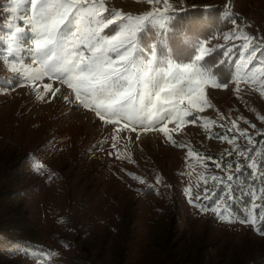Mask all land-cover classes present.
Returning <instances> with one entry per match:
<instances>
[{
	"label": "rangeland",
	"instance_id": "1",
	"mask_svg": "<svg viewBox=\"0 0 264 264\" xmlns=\"http://www.w3.org/2000/svg\"><path fill=\"white\" fill-rule=\"evenodd\" d=\"M95 2L102 17H132L126 23L142 27L139 42L146 28H167L179 10L224 7L231 23L200 41L190 62L139 47L145 61L155 51L156 66L201 70L197 56L224 49L235 58L231 77L225 87L205 70L204 102L193 107L185 99L166 117L153 111L152 127L101 119L66 84L35 78L27 49L33 34L21 19L30 4L12 12L15 0H0V221L19 224L2 236L0 264H264V0H167L166 11L164 0ZM154 10L164 18L140 19ZM88 24L84 18L82 30ZM17 27L25 29L19 42ZM110 28L103 34L114 35ZM240 149L254 158L255 178ZM226 183L234 185L230 195ZM188 188L207 211L188 202ZM246 216L255 224L239 222Z\"/></svg>",
	"mask_w": 264,
	"mask_h": 264
},
{
	"label": "snow or ice",
	"instance_id": "2",
	"mask_svg": "<svg viewBox=\"0 0 264 264\" xmlns=\"http://www.w3.org/2000/svg\"><path fill=\"white\" fill-rule=\"evenodd\" d=\"M23 2L25 0H15V6L11 11L16 12ZM26 2L30 4V9L21 19L33 34L30 51L34 53L33 64L38 65L32 70L35 78L47 76L66 84L75 93L76 100L84 107H93L101 119L107 116L113 121L121 119L130 123L138 121L142 126L152 127L153 111L163 110L162 114L166 117L178 113L177 106L185 99L193 107L204 102L202 85L208 82L205 79L208 73L194 68L193 64L181 67L166 62L165 67L156 66L154 50L150 61L143 60L138 37V33L143 29L140 25L126 23L132 17H125L116 12L110 13L113 17L111 19L102 17L100 10L103 9V4H98L95 0H26ZM168 7L167 0H164L165 11ZM157 11L146 13L140 19L155 23L164 18L162 14L157 15ZM117 17L119 23H116ZM84 18L88 19L89 24L83 26L82 30ZM112 25L115 27L110 28ZM109 28L110 33L114 32V35L103 34L104 29ZM24 31V28L17 27L12 38L19 42ZM85 52L88 55H85ZM202 58L203 53L197 56L196 60L200 61ZM210 79L208 76V80ZM212 82L216 86L215 82ZM224 85L227 87V81ZM45 88L48 91L52 90L50 84ZM146 120L149 121L148 124H144ZM241 135L248 134L241 132ZM245 151L240 149L239 155L252 162L245 163L243 167L250 169V174L255 178L256 162L251 156L245 155ZM225 167L232 169V163H227ZM243 167L239 161L236 163L235 179H240ZM212 179L220 178L213 176ZM261 179L264 180V174L261 175ZM226 180L233 181L234 175H227ZM225 187L230 195L234 185L226 183ZM184 191L190 204L202 212L208 210L207 205L199 203L202 199L199 194L194 201L191 189ZM205 198L212 199L207 196V189ZM215 203L219 208V202ZM213 211L221 220L231 222L230 218L225 219L223 210ZM239 222L254 225L255 219L246 216ZM258 230L264 232V229Z\"/></svg>",
	"mask_w": 264,
	"mask_h": 264
},
{
	"label": "trees",
	"instance_id": "3",
	"mask_svg": "<svg viewBox=\"0 0 264 264\" xmlns=\"http://www.w3.org/2000/svg\"><path fill=\"white\" fill-rule=\"evenodd\" d=\"M222 10H224L222 6L198 11L184 8L171 16L167 28H146V33H142L139 43L146 49L154 47L160 57L180 63L190 62L195 59L200 41L216 35L231 23L232 15L223 18ZM223 51L224 49L213 50L200 60L202 67L220 83L230 79L235 59L228 60ZM18 226L16 223L6 226L0 221V242H4L2 236L7 238L9 233L18 229Z\"/></svg>",
	"mask_w": 264,
	"mask_h": 264
},
{
	"label": "bare ground",
	"instance_id": "4",
	"mask_svg": "<svg viewBox=\"0 0 264 264\" xmlns=\"http://www.w3.org/2000/svg\"><path fill=\"white\" fill-rule=\"evenodd\" d=\"M22 42H23V41H22ZM22 42H21V43H22ZM29 44H30V43H29ZM25 45L27 46V45H28V43H25ZM30 45H31V44H30ZM27 49L29 50V49H30V47H29V48H27Z\"/></svg>",
	"mask_w": 264,
	"mask_h": 264
}]
</instances>
